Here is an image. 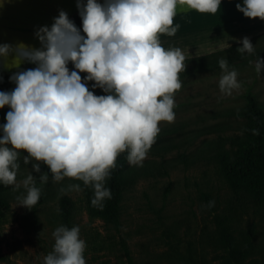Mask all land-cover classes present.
Instances as JSON below:
<instances>
[{"label":"clouds","instance_id":"obj_1","mask_svg":"<svg viewBox=\"0 0 264 264\" xmlns=\"http://www.w3.org/2000/svg\"><path fill=\"white\" fill-rule=\"evenodd\" d=\"M178 2L76 0L79 28L61 9L50 25L35 29L38 47L0 43V64L17 69L24 62L34 65L11 72L14 87L0 90V107L8 106L0 124V184L23 187L17 204L31 208L40 196L30 172L16 181L20 160L32 161L33 171L42 162L53 181L69 177L90 185V202L96 207L111 197L105 180L119 153L126 152L129 163L142 162L160 130L158 122L175 117L173 94L181 87L178 74L185 57L179 47H164L159 35L177 31L173 17ZM220 2L184 0L182 10L216 12ZM235 8L247 18L264 20V0H242ZM253 49L247 36L240 38L237 51ZM217 62L222 69L218 88L231 94L240 87L237 71L225 57ZM254 66L257 73L264 71V58L258 55ZM95 88L102 94H95ZM48 179L43 172L38 177L41 183ZM80 189L81 184L71 183L60 190ZM51 236L54 242L42 264H86L78 224H60Z\"/></svg>","mask_w":264,"mask_h":264},{"label":"rangeland","instance_id":"obj_2","mask_svg":"<svg viewBox=\"0 0 264 264\" xmlns=\"http://www.w3.org/2000/svg\"><path fill=\"white\" fill-rule=\"evenodd\" d=\"M173 24L177 31L163 34L161 43L181 48L185 57L178 74L181 87L173 94L175 117L158 122L155 147L137 164L141 174L123 192L119 228L91 219L80 190H60L75 183L73 178L53 181L42 162L33 171L32 161L20 160L16 181L30 172L46 199L25 207L17 204L23 187L8 185L13 194L0 223V264H42L54 242L51 233L60 225L58 199L64 194L74 201L71 223L80 226L86 264H127L121 239L135 264H264V198L237 197L217 175L211 157L218 136L237 133L240 119L228 112L243 104L246 89L257 96L264 112V71L257 73L254 66L258 55L264 58V20L220 4L216 12H200ZM244 36L254 49L229 65L236 69L240 87L226 95L218 88L219 64L209 59L199 67L190 58L226 49ZM33 66L24 62L16 71ZM67 67L72 69L71 62ZM4 120L5 113H0V124ZM41 172L49 175L44 183L38 180ZM209 200L214 201L211 207Z\"/></svg>","mask_w":264,"mask_h":264},{"label":"trees","instance_id":"obj_3","mask_svg":"<svg viewBox=\"0 0 264 264\" xmlns=\"http://www.w3.org/2000/svg\"><path fill=\"white\" fill-rule=\"evenodd\" d=\"M75 25L80 26L78 13L75 14ZM239 43L232 44L226 49L214 51L206 55L190 58L196 66H203L211 59L213 64H218V58L225 57L228 65L243 60L245 52L237 51ZM241 62V61H240ZM207 65V64H206ZM10 74L0 73V90H10L14 83L9 81ZM96 93L97 88L91 89ZM243 104L231 109L228 115L240 119L237 133L228 136H218L219 146H215L211 157L215 163L217 175L223 179L230 190L237 196L244 195L261 202L264 198V112L263 106L257 96L249 89L243 94ZM7 105L0 107V113L7 111ZM258 129V134L251 130ZM155 147L154 141L147 149L151 153ZM139 165L129 163L126 152H121L115 159V167L110 169V176L105 180V186L111 191V197L105 198L103 207L91 204L93 195L90 185H83L82 181L75 180L81 184L82 200L84 209L91 219H103L111 223L117 230L119 228L120 204L123 192L132 182L134 177L141 174ZM8 185L0 184V223L10 207L12 191ZM45 196L40 191L38 201L34 207L45 201ZM74 211V201L68 195H61L58 199L59 224L72 226L71 217ZM121 250L127 264H135L128 247L123 239L120 240Z\"/></svg>","mask_w":264,"mask_h":264},{"label":"crops","instance_id":"obj_4","mask_svg":"<svg viewBox=\"0 0 264 264\" xmlns=\"http://www.w3.org/2000/svg\"><path fill=\"white\" fill-rule=\"evenodd\" d=\"M238 2L242 3V0H221L220 4L226 9L227 7L235 8ZM183 5L184 0H179L173 17L174 22L200 13L190 8L182 10ZM61 9L66 11L73 22L75 21L76 0H0V35L4 33L0 43L23 42L38 47L39 43L33 35L35 29L40 25H50L52 18ZM162 37L163 34H160V41ZM6 65L1 64L0 72L10 74L17 69Z\"/></svg>","mask_w":264,"mask_h":264}]
</instances>
